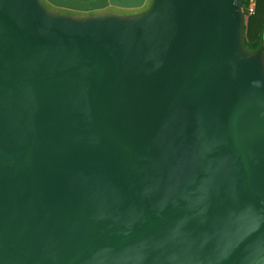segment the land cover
Segmentation results:
<instances>
[{"label": "water", "instance_id": "obj_1", "mask_svg": "<svg viewBox=\"0 0 264 264\" xmlns=\"http://www.w3.org/2000/svg\"><path fill=\"white\" fill-rule=\"evenodd\" d=\"M244 24L241 0H0V264H264Z\"/></svg>", "mask_w": 264, "mask_h": 264}, {"label": "rangeland", "instance_id": "obj_2", "mask_svg": "<svg viewBox=\"0 0 264 264\" xmlns=\"http://www.w3.org/2000/svg\"><path fill=\"white\" fill-rule=\"evenodd\" d=\"M48 9L73 15L100 12L112 14H135L145 10L151 0H40ZM264 28V0H259L257 12L245 20L243 35L247 42L253 41ZM246 45V44H245Z\"/></svg>", "mask_w": 264, "mask_h": 264}, {"label": "trees", "instance_id": "obj_3", "mask_svg": "<svg viewBox=\"0 0 264 264\" xmlns=\"http://www.w3.org/2000/svg\"><path fill=\"white\" fill-rule=\"evenodd\" d=\"M241 4H242V10L244 11V1L243 0H241ZM258 7H259V0H257V6H256V11L255 12H257ZM262 33H263V27L260 30V35H258L255 40L250 41V42H247L245 40V38H244V42H245L246 46L249 49H257V48H260V49H262V51L264 53V43H263V39H262Z\"/></svg>", "mask_w": 264, "mask_h": 264}, {"label": "built area", "instance_id": "obj_4", "mask_svg": "<svg viewBox=\"0 0 264 264\" xmlns=\"http://www.w3.org/2000/svg\"><path fill=\"white\" fill-rule=\"evenodd\" d=\"M244 1V21L248 19L249 16L253 15L256 11L257 0H243Z\"/></svg>", "mask_w": 264, "mask_h": 264}]
</instances>
